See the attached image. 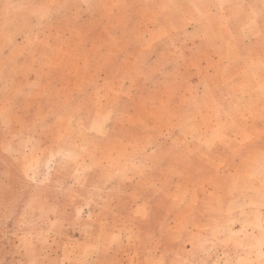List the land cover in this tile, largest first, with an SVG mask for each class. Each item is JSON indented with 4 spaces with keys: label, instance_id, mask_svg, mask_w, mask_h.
<instances>
[{
    "label": "rangeland",
    "instance_id": "rangeland-1",
    "mask_svg": "<svg viewBox=\"0 0 264 264\" xmlns=\"http://www.w3.org/2000/svg\"><path fill=\"white\" fill-rule=\"evenodd\" d=\"M162 7L230 56L218 26L256 0H0V264H264V189L240 184L264 161L224 181L157 107L173 67L140 42Z\"/></svg>",
    "mask_w": 264,
    "mask_h": 264
},
{
    "label": "crops",
    "instance_id": "crops-1",
    "mask_svg": "<svg viewBox=\"0 0 264 264\" xmlns=\"http://www.w3.org/2000/svg\"><path fill=\"white\" fill-rule=\"evenodd\" d=\"M174 9L159 8L161 21L142 29L141 36L146 40L140 42L142 55H155L156 62L164 61L173 67L172 87H157L163 94L159 95L156 104L160 109L164 108L166 100L172 104L176 148L203 143L214 149L215 152L205 154V163L209 164L206 166L216 170L226 181L229 176L225 172L227 175L244 173L246 156H252L254 163L258 159L264 161V0L261 4L256 0V13L253 12L246 22L219 24L220 32H234L230 56L212 51L204 37H196L195 24L182 23L183 28L177 31ZM128 13H132V9ZM169 25L173 26L172 30L162 32ZM124 28L128 29L127 26ZM113 30L118 31V26L113 25ZM169 33L173 37L171 42ZM222 41L219 42L222 44ZM104 48V54H109L110 47ZM152 57L143 61H153ZM104 60L108 62L110 58L108 60L106 56ZM247 67L249 72H244ZM231 79L235 83L226 84V80ZM200 123L207 124V127L202 129ZM222 144L230 145L227 149L219 148ZM220 159L218 165L214 160ZM247 175L240 184H255L253 190L256 192L264 189V180L258 182L254 172ZM263 217L264 201H256V222ZM173 221L177 223V219Z\"/></svg>",
    "mask_w": 264,
    "mask_h": 264
}]
</instances>
